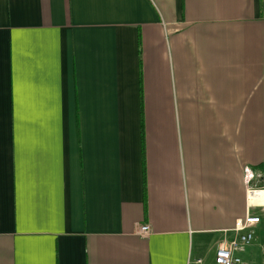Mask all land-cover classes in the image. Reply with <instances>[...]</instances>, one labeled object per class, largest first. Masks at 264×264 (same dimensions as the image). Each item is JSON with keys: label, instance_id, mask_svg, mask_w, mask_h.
<instances>
[{"label": "crops", "instance_id": "0c3cea01", "mask_svg": "<svg viewBox=\"0 0 264 264\" xmlns=\"http://www.w3.org/2000/svg\"><path fill=\"white\" fill-rule=\"evenodd\" d=\"M259 176L264 0H0V264H216Z\"/></svg>", "mask_w": 264, "mask_h": 264}, {"label": "built area", "instance_id": "2783aa9c", "mask_svg": "<svg viewBox=\"0 0 264 264\" xmlns=\"http://www.w3.org/2000/svg\"><path fill=\"white\" fill-rule=\"evenodd\" d=\"M264 182V177L259 176ZM249 180L254 176H248ZM259 178V179H260ZM264 192V187L259 189H249V199L251 195H257ZM255 206L263 207V204L256 203ZM261 223V218L254 214L248 213L244 218H239L235 222V228L233 229L234 237L231 241H223L217 250L215 263L216 264H243V260L240 257V253L251 245L255 236V229ZM137 232L141 236H148L151 232L149 225H137Z\"/></svg>", "mask_w": 264, "mask_h": 264}, {"label": "rangeland", "instance_id": "374dc122", "mask_svg": "<svg viewBox=\"0 0 264 264\" xmlns=\"http://www.w3.org/2000/svg\"><path fill=\"white\" fill-rule=\"evenodd\" d=\"M240 256L243 264H264V237L256 234L251 245Z\"/></svg>", "mask_w": 264, "mask_h": 264}, {"label": "bare ground", "instance_id": "6f19581e", "mask_svg": "<svg viewBox=\"0 0 264 264\" xmlns=\"http://www.w3.org/2000/svg\"><path fill=\"white\" fill-rule=\"evenodd\" d=\"M249 195V194H248ZM250 202L253 204L260 203L264 205V192L258 193L257 195L250 196Z\"/></svg>", "mask_w": 264, "mask_h": 264}]
</instances>
